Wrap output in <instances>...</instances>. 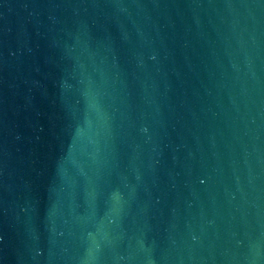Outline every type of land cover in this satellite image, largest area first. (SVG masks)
<instances>
[{
    "label": "water",
    "instance_id": "1",
    "mask_svg": "<svg viewBox=\"0 0 264 264\" xmlns=\"http://www.w3.org/2000/svg\"><path fill=\"white\" fill-rule=\"evenodd\" d=\"M0 264H264V0H0Z\"/></svg>",
    "mask_w": 264,
    "mask_h": 264
}]
</instances>
